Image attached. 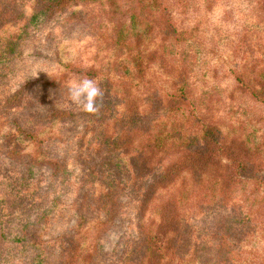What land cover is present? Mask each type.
Listing matches in <instances>:
<instances>
[{
    "label": "trees",
    "instance_id": "trees-1",
    "mask_svg": "<svg viewBox=\"0 0 264 264\" xmlns=\"http://www.w3.org/2000/svg\"><path fill=\"white\" fill-rule=\"evenodd\" d=\"M198 1L32 0L24 17L28 25L40 21L41 26L56 16L68 32L84 13L98 42L97 53L89 67L65 65L99 81L105 95L101 111L93 115L53 94V81L47 89L36 87L43 77L13 83L2 94L0 111L10 109L11 114L7 130L0 132V181L7 183L0 191V264L9 261L7 242L28 248L31 258L24 264H102L100 241L115 231L127 211L125 219L134 222L136 234L116 264H185L198 251L187 217L216 209L230 214L233 191L244 196L240 222L264 205V137L248 139L240 117H231V129L222 132L219 121L206 115L211 90L194 94L197 88L189 72L196 57L183 45L196 38L197 27H187L185 20L191 8L198 9ZM258 1L263 7L264 0ZM18 6L17 0L0 2V62L16 53L20 34L4 28L23 18ZM149 37L158 45L145 54L140 47ZM103 49L110 51L106 68L97 65ZM154 58L160 60L169 85L160 89L153 82L140 100L136 92L150 83L145 66ZM110 66L118 73L110 75ZM248 68L239 61L228 71L242 93L264 105V68ZM111 94L120 95V110ZM76 118L84 120L81 133L67 138L55 133L54 128L64 125L75 130ZM87 133L93 134L95 149L82 155L77 147L68 156L69 149L61 146L68 147L72 138L82 141ZM70 162H80V175H73ZM4 165H14L10 175ZM250 193H255L253 198ZM211 222L202 231L227 249L221 256L227 262L235 254L226 241L230 219L217 214ZM10 224L15 236L8 232Z\"/></svg>",
    "mask_w": 264,
    "mask_h": 264
},
{
    "label": "rangeland",
    "instance_id": "rangeland-1",
    "mask_svg": "<svg viewBox=\"0 0 264 264\" xmlns=\"http://www.w3.org/2000/svg\"><path fill=\"white\" fill-rule=\"evenodd\" d=\"M2 1L12 0H0V2ZM17 1L18 7L23 12V18L18 20L19 22L9 24L4 28L7 33L13 32L20 35L16 39L15 55L7 54L8 61L6 63L3 60L0 62H4L0 70L3 73V76H0V110L4 108V96L2 94L12 89L13 83L39 77H43V79L36 83V87L47 89L49 85L51 86L49 83L53 81L57 87L52 86L51 92L57 93L62 101L66 100L70 107L79 110V107L69 103L67 87L71 80L83 77L73 73L74 71L68 67L66 68L65 64L72 63L73 67L76 65L89 67L97 53L98 42L90 32L91 30L87 28L84 13L80 16L81 21H84L83 23L79 21L77 24L76 22L70 26L72 30L64 32L59 26L61 24L57 23L56 19L58 18L56 16L41 26L40 21H37L35 25H28V20H25L24 17L30 12L32 0ZM204 1H198L197 10H194L192 6L193 8L189 10L188 18L186 17L185 20L187 27H197L195 40L192 38L191 41H188L190 43L183 45L187 51H193L196 57L189 72V78L194 80L193 85L197 88L194 94H198L201 90H211L212 99L209 112L206 115L219 121L222 132L231 129L230 126H227L231 117H240L245 123L243 131H245V136L247 135L248 139L254 140L260 136L264 137V105L253 101L247 97L246 93H242L228 71L229 67L239 61L241 65H248V69L253 67L255 71L264 68V6L261 7L258 0ZM241 41L242 44L238 46ZM156 45H158V40L149 37L144 40L140 48L147 54ZM108 53L110 51L100 50L98 66L106 68ZM145 67V76L150 80V83L140 85L138 88L136 95L140 100L147 97L146 88H151L153 82L155 87L160 89L167 88L169 85V77L162 68L159 59L154 58ZM109 73L110 75L111 73H118L117 68L110 66ZM111 95L116 97L112 99L113 106L116 110H120L122 108L120 95ZM239 112L243 114L239 116ZM10 114V109L4 112L0 111V132L7 130V120ZM75 120L78 125L75 130H71L69 125H64L54 128L55 133H59L64 138L70 134L81 133V125L84 120L83 118H76ZM233 127L235 128L236 125ZM241 131L240 127L236 128L237 133H241ZM92 137V133H87L82 141L78 138H72L68 147L66 145L61 147L69 149L68 156L72 155L70 149L75 150L77 147H82V155L84 153L90 154L95 149L94 143H96ZM89 144L91 145L90 148H88ZM33 147L34 145H30L29 149ZM4 167L6 168L5 173L10 175L14 165H7V167L4 165ZM69 167L75 168L72 169L74 176L80 175L79 171L82 168L80 162H70ZM122 176L124 177V174ZM3 182L0 181V191H3L7 186V183L3 184ZM259 193L260 196L263 195L262 192ZM254 194L250 193V198H253ZM48 195L50 198L51 195ZM70 196H72L71 193ZM239 196H241V191H233L231 197L235 204L233 208H230V214L225 210L216 209L206 214L199 213L195 218L193 217L194 219L187 217L192 234L190 238L198 251L191 260L186 258L185 264H264V205L258 209V220H254L257 210L252 211L251 217L245 223L240 222L244 196ZM25 204L26 201L23 202V205ZM247 204L244 206L245 212L248 210ZM28 214H30L29 211ZM128 214L129 211L125 217H129ZM217 214L221 219L229 218L230 223L228 225L232 228L226 235V241L229 243L228 248H235V254H231V259L227 262L221 258L227 249L224 246L218 247L219 245L216 244L218 240L206 231H202L203 224L205 222L210 223L212 215ZM125 217H123V221L118 223L115 231L108 232L100 241L104 252V255L99 256L102 264H116L121 249L136 234L134 222L128 218L126 220ZM13 226V224L7 225L11 236H15L16 230ZM7 243L5 247L8 248L10 254L8 264H24L31 258L27 247L17 243ZM237 252L238 254H236Z\"/></svg>",
    "mask_w": 264,
    "mask_h": 264
},
{
    "label": "clouds",
    "instance_id": "clouds-1",
    "mask_svg": "<svg viewBox=\"0 0 264 264\" xmlns=\"http://www.w3.org/2000/svg\"><path fill=\"white\" fill-rule=\"evenodd\" d=\"M104 89L95 79L84 76L68 83L67 96L70 104L88 114H99L103 107Z\"/></svg>",
    "mask_w": 264,
    "mask_h": 264
}]
</instances>
